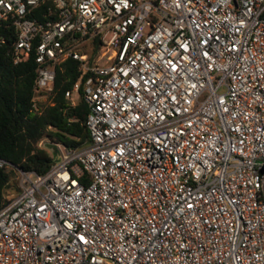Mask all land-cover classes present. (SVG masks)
Listing matches in <instances>:
<instances>
[{"label":"built area","instance_id":"1","mask_svg":"<svg viewBox=\"0 0 264 264\" xmlns=\"http://www.w3.org/2000/svg\"><path fill=\"white\" fill-rule=\"evenodd\" d=\"M0 22L34 110L67 58L87 106L44 173L0 159V264H264V0H0Z\"/></svg>","mask_w":264,"mask_h":264},{"label":"trees","instance_id":"2","mask_svg":"<svg viewBox=\"0 0 264 264\" xmlns=\"http://www.w3.org/2000/svg\"><path fill=\"white\" fill-rule=\"evenodd\" d=\"M15 31L0 22V159L13 167L44 173L51 164L47 151L37 146L45 137L66 147H78L87 139L83 119L87 106L82 99L81 78L78 98L70 104L65 97L79 77L78 62L67 58L55 65L51 90L44 100L32 108L33 84L37 64L32 54L14 63L11 49ZM83 51V50H80ZM18 191L16 172L11 167L0 168V206Z\"/></svg>","mask_w":264,"mask_h":264},{"label":"rangeland","instance_id":"3","mask_svg":"<svg viewBox=\"0 0 264 264\" xmlns=\"http://www.w3.org/2000/svg\"><path fill=\"white\" fill-rule=\"evenodd\" d=\"M83 49H87L86 47H84ZM39 141H40V145H39ZM38 142H37V146L38 147H40V148H43V149H45L46 151H47V153L50 155V148H49V146H47L48 145V142H49V140H47L45 137H42L40 140H39ZM8 195H14L15 194V192H14V190L12 189H10L9 191H8Z\"/></svg>","mask_w":264,"mask_h":264},{"label":"snow or ice","instance_id":"4","mask_svg":"<svg viewBox=\"0 0 264 264\" xmlns=\"http://www.w3.org/2000/svg\"><path fill=\"white\" fill-rule=\"evenodd\" d=\"M81 239H83V237H81Z\"/></svg>","mask_w":264,"mask_h":264}]
</instances>
